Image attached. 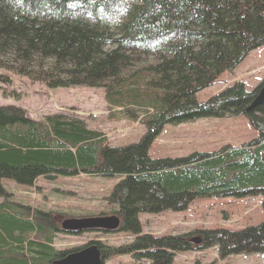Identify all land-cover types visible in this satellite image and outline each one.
Wrapping results in <instances>:
<instances>
[{"label": "trees", "instance_id": "1", "mask_svg": "<svg viewBox=\"0 0 264 264\" xmlns=\"http://www.w3.org/2000/svg\"><path fill=\"white\" fill-rule=\"evenodd\" d=\"M263 45L264 0H0V85H10L2 74L13 71L50 89H102L110 108L143 113L145 127L139 141L115 146L81 119L58 113L39 121L19 106H0V264H53L81 249L56 250V238L66 234L57 213L12 201L3 181L31 188L78 175L116 180L107 202L119 231L133 239L107 250L88 243L98 245L103 262L128 255L173 264L178 253L206 248L219 258L264 259V221L239 231L154 237L140 220L186 211L202 197L261 194L264 207V105L247 112L264 81L252 91L236 81L205 102L197 99ZM143 57L153 58L142 64ZM237 116L257 138L184 157L150 155L166 125ZM194 235L200 245L191 242Z\"/></svg>", "mask_w": 264, "mask_h": 264}, {"label": "rangeland", "instance_id": "2", "mask_svg": "<svg viewBox=\"0 0 264 264\" xmlns=\"http://www.w3.org/2000/svg\"><path fill=\"white\" fill-rule=\"evenodd\" d=\"M153 57H143L142 64ZM10 85H0V106L16 105L35 120H44L58 113L81 119L91 129L103 132L111 145H128L140 140L145 127L140 122L143 113L134 117L121 109H112L104 100L102 89L86 87L50 89L44 83L32 81L16 72H3ZM241 81L252 91L264 81V45L251 51L245 61L234 71L226 72L217 83L197 93L199 102H205L228 85ZM258 133L243 116L227 119H199L194 122L166 125L154 140L150 155L154 159L184 157L193 152H214L227 144L241 145L257 138ZM12 195V201L38 209L52 210L61 224L69 213H90L91 217L112 215L113 207L107 196L115 185V179L78 175L70 178L57 177L54 181H38L34 187L3 181ZM3 199L0 198V203ZM144 233L154 237L178 236L205 230L225 229L239 231L264 221L263 196L202 197L186 211L164 212L159 215H140ZM199 235L191 237L196 238ZM100 242L103 249L119 247L133 241L124 232H97L93 230L66 233L56 238L58 251L86 248L88 243ZM88 247V246H87ZM80 249V250H81ZM264 264L261 254H240L219 258L215 248L178 253L173 264ZM103 264H150L128 255H116L104 259Z\"/></svg>", "mask_w": 264, "mask_h": 264}, {"label": "water", "instance_id": "3", "mask_svg": "<svg viewBox=\"0 0 264 264\" xmlns=\"http://www.w3.org/2000/svg\"><path fill=\"white\" fill-rule=\"evenodd\" d=\"M260 105H264V87L260 90L254 102L249 106L247 112H250ZM120 218L116 215L112 216H97L87 218H71L65 219L61 223V230L70 233H82L85 231H105L116 232L120 229ZM194 244H201V238H192ZM53 264H103L101 250L97 245L70 253Z\"/></svg>", "mask_w": 264, "mask_h": 264}, {"label": "bare ground", "instance_id": "4", "mask_svg": "<svg viewBox=\"0 0 264 264\" xmlns=\"http://www.w3.org/2000/svg\"><path fill=\"white\" fill-rule=\"evenodd\" d=\"M98 246V245H97Z\"/></svg>", "mask_w": 264, "mask_h": 264}]
</instances>
